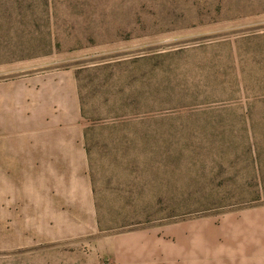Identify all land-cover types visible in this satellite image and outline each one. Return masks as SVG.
<instances>
[{"label": "rangeland", "instance_id": "rangeland-1", "mask_svg": "<svg viewBox=\"0 0 264 264\" xmlns=\"http://www.w3.org/2000/svg\"><path fill=\"white\" fill-rule=\"evenodd\" d=\"M51 7L0 22V264H264V0Z\"/></svg>", "mask_w": 264, "mask_h": 264}, {"label": "trees", "instance_id": "trees-1", "mask_svg": "<svg viewBox=\"0 0 264 264\" xmlns=\"http://www.w3.org/2000/svg\"><path fill=\"white\" fill-rule=\"evenodd\" d=\"M9 1V0H6ZM37 3L41 5V9L35 8V6L32 3V0H10V2H15L19 5H21L25 9L24 18L21 13H15L13 11L9 10H3L0 11V22L1 20L7 21L8 18H12L14 15L16 17L18 23L24 24V23H31L40 25L41 21L44 23L46 22V33L42 35V37H34V35L31 33L30 38L32 42H42V47L40 51H34V53L29 57H36L40 56L43 52L41 51L44 48L51 47L54 43V35L51 30L52 26L50 22L52 21L54 17L55 11L52 10L51 7V0H36ZM37 12V13H36ZM40 22V23H38ZM29 38V39H30ZM34 55V56H33ZM21 59L20 57L14 58V60ZM12 60V59H10Z\"/></svg>", "mask_w": 264, "mask_h": 264}, {"label": "crops", "instance_id": "crops-1", "mask_svg": "<svg viewBox=\"0 0 264 264\" xmlns=\"http://www.w3.org/2000/svg\"><path fill=\"white\" fill-rule=\"evenodd\" d=\"M83 146V145H82Z\"/></svg>", "mask_w": 264, "mask_h": 264}]
</instances>
